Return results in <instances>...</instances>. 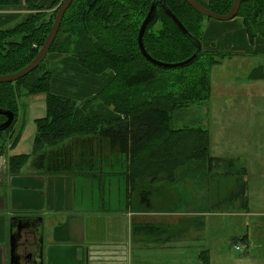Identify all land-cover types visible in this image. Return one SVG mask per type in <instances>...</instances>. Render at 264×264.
I'll list each match as a JSON object with an SVG mask.
<instances>
[{
  "label": "crops",
  "instance_id": "obj_1",
  "mask_svg": "<svg viewBox=\"0 0 264 264\" xmlns=\"http://www.w3.org/2000/svg\"><path fill=\"white\" fill-rule=\"evenodd\" d=\"M55 1L39 0L38 4L48 8ZM208 20L202 49L229 57L212 70V91L201 105V120L193 119L187 125L208 131L210 155L215 160L196 165L194 173L183 174L182 167L173 180L162 167L152 169V151L149 155L142 152L131 135L116 147H110L107 139L80 136L73 141L77 157L82 159L79 175L44 174L31 161L13 173L9 159L33 151L36 130L29 140L28 123L15 148L9 150L8 143L5 154L0 155V264H11V232L18 217H41L43 264H183L192 251L198 255L199 264L206 257L212 264L211 250L203 244L212 238L215 214L225 207V197L230 207L238 201L234 188L227 190L221 201L217 195L219 187L234 176L236 163L246 170L245 190H241L243 183L239 189L246 202H240L239 209H247V218L259 215L264 209V91L252 90L264 88V79H253L251 74L255 68L264 70V38L258 36L252 42L241 17L227 22ZM69 58L59 60L60 70L67 67ZM51 72L52 92L77 101L94 96L114 77L110 71V75H95L85 70L90 74L85 76V89L78 91L72 86L75 89L71 91H87L86 95L75 98L62 92L69 90L64 84L75 81V75L70 73L64 83ZM222 91L225 96L220 102L215 95ZM35 101L38 103L31 107L32 113L40 116L34 122L46 116V103ZM100 105H91L90 117L118 119L114 111ZM193 110L196 114L198 109ZM69 142L65 140L50 150H60L66 144L74 147ZM220 175L230 178L219 183ZM244 239L249 243L248 236ZM35 252L32 243L19 249L23 256Z\"/></svg>",
  "mask_w": 264,
  "mask_h": 264
},
{
  "label": "trees",
  "instance_id": "obj_2",
  "mask_svg": "<svg viewBox=\"0 0 264 264\" xmlns=\"http://www.w3.org/2000/svg\"><path fill=\"white\" fill-rule=\"evenodd\" d=\"M23 1L27 10L35 13L13 28L0 30V75L17 73L33 61L54 23L58 11L54 7L62 2L56 0L45 9L39 6V0H0V6L18 7ZM155 1L157 10L144 36L147 52L166 63L187 60L197 50L165 14L159 0H74L49 55L75 58L90 74L112 71V81L83 101L57 95L51 89V70L48 68L40 73L48 55L23 79L0 83V108L14 112L15 119L19 117L23 97L40 95L46 102L45 118L36 121L32 154L11 157V172H19L31 161L32 166L44 174L79 175L82 159L77 157V145L74 146L73 141L80 136H101L107 139L110 147H116L131 135L132 141L141 145L142 152L149 155L152 151V169L162 167L173 180L182 167L215 160L210 155L208 131L191 125L176 127L179 121L176 113L207 101L212 91V70L229 56L201 49L193 64L171 70L147 62L138 48L137 39L141 24ZM166 3L202 44L203 22L209 18L197 13L184 0H166ZM233 3L234 0H209L203 5L216 14L225 15ZM51 10L52 13L55 11L51 18L43 20V12ZM237 17L243 19L252 42L258 36L264 38V0H243ZM261 78L264 79V74ZM98 102L114 111L118 119L90 117L89 108ZM3 119L0 116V122ZM24 126L22 124L21 130L14 135L11 131L13 122L5 131L9 133L5 143L9 141L11 148L20 141ZM68 139H73L70 143L74 146L73 155L66 152L67 157L59 156L63 150L49 153V149ZM5 143L0 148L6 147ZM91 149L88 150L91 152ZM1 151L0 155L6 152L5 149ZM161 153L168 155L160 158ZM241 190H245V183ZM203 264H211L210 258H204Z\"/></svg>",
  "mask_w": 264,
  "mask_h": 264
},
{
  "label": "rangeland",
  "instance_id": "obj_3",
  "mask_svg": "<svg viewBox=\"0 0 264 264\" xmlns=\"http://www.w3.org/2000/svg\"><path fill=\"white\" fill-rule=\"evenodd\" d=\"M197 1L200 2L202 5L203 4L206 5V4H208L209 0H197ZM62 2H63V0H62ZM59 6L60 5H57L54 7V8H56L55 11L58 10L57 8H59ZM0 12H6V13H0V30L13 28L14 26H17L19 23H21L22 21L31 17L32 14L35 13V12H31V11L27 10V7L25 6L24 1L22 2V4L20 6L14 7L12 9H9L8 7L0 6ZM53 13H52V10H51V12H47V13L43 12L44 17H42V19L43 20H49V18H51V15ZM209 21L210 20H208V19H204V22H203L204 30H206V27H207L206 24ZM8 25H10V26H8ZM205 51H207V50H205ZM63 58H66V57L60 56L59 54H54V53L50 54L48 56L46 62H45L46 65L44 64V67L40 73H43L45 70H48V68L50 70L52 69L55 72V76H56L55 78L57 80H59L60 82L62 81L64 83L71 76L70 73H72L73 75H75L74 76L75 81H70L69 85L64 84V86L70 87L69 90H67V89L63 90V88H61L59 90L60 91L63 90L62 92H68L70 95L75 96V98H77V97L83 98L86 95L87 91L84 92V94H82L81 92L78 93V91H83L85 89V85L88 83V81H87L88 79L85 76L86 75L88 76L90 74H87L85 72V69L82 67L77 68L76 67V66H78L77 60H74L73 58L67 59L66 60L67 61V67L66 68L61 67L62 70H60L59 68H60L61 64H59V60L63 59ZM227 59H228V57H227ZM226 60H223L222 63H224ZM254 61L255 60L251 61L250 64L254 63ZM73 65H75V67H73ZM107 72H105L106 74L105 73L104 74L110 75V72L113 73L112 71H110V72L107 71ZM252 73L253 74H251V75L254 76V79H262L261 75L264 74V70H263V68H255ZM104 74H102V75H104ZM79 75H81V77H79ZM58 84H59V82H58ZM72 86H75L78 91L75 90V92H72L71 90L75 89ZM256 90H259V91L263 90L264 91V88L256 87L252 90V92L256 91ZM240 91H241V88L238 89L237 93H239ZM24 94H25V92H24ZM224 94H225V92L222 91L221 93H219L215 96H217L221 102V99L224 98V96H225ZM40 99L43 100L44 103H46L45 97L40 96V95H39V97L38 96H30V97L25 96L22 98L23 104H22V108L20 110L19 117H17V119H15L14 127L11 129V131L14 133V135L17 134L21 130L22 124H25V126L23 127V130H22V135H21V137H22L24 130L29 123L30 130H31V132L29 133L30 134L29 140H31L33 138V134L35 133V130H36V122H34V120L36 118H38L40 116V114L39 113H32L31 107H33L35 105V102H37L35 100H40ZM100 104L104 106V104H102V103H100ZM202 104L197 106L198 110H197L196 114L193 113V111H194L193 107H191L187 110L177 112L176 115H177L179 121H178V123L175 124V126L176 127H183V126L187 125V123L193 122V119H197L198 121H200L201 118H199V116L202 117L203 111H204V109L201 107ZM101 105H100V107L102 108ZM8 135H9V133H6L4 137L6 138ZM82 137L84 139L85 138H89L90 140L93 139L91 137H84V136H82ZM95 138L100 139L101 136H97ZM4 139H2L0 137V145L5 143ZM66 141L71 142V140H69V139ZM8 143H9V150L14 149V148L10 147L9 141H7L5 144H8ZM94 144H97V143H94ZM73 148L74 147L70 146L69 144L63 145L62 148H60V150H63V151L59 155L64 156L66 151L69 153L71 152L73 155V153H74ZM0 149H2V151H3V149L6 150V147L0 148ZM52 152L57 153V150L51 151L49 149V153H52ZM165 155H168V154H164L162 156H165ZM96 160H98V159H96ZM101 163H102V160H101ZM203 164H202V162L192 163L190 165L183 167L180 172L183 174H184V172L185 173H187V172L194 173L197 170L196 165H203ZM221 164H223V163H221ZM97 165L99 166L101 164L98 163ZM236 165H238V166H236ZM218 166H219V164H218ZM234 169H235L234 170L235 174L231 178L220 175L222 177V179H219V181H218L219 183L221 181H224V180L226 181L228 178H230V179H229V182H226L219 187L217 195H218V200L221 201L223 199V197H225L224 193H226L227 190L231 191L232 188H234L235 189L234 193H236L234 195H235V198H238V201H233L232 206L230 207L229 204L228 205L226 204L225 201L227 199V196L225 197V201L222 203V205H224L225 207L222 208L223 210L220 209L218 211V213L215 214L216 223H214V227L211 231L212 238L210 240L207 239V243H204V244H203V242H201V243L203 244V248L211 250L210 253H211L212 264H264V209H260V211L263 213L258 212L259 215L252 216L250 218H247L245 216L247 209L246 210L245 209H239L240 207L238 206V204L240 202H244V203L246 202L245 194L243 192L240 193V190H239L242 187V183L244 184V180H245L244 178L246 175V170H243V168L240 167V165L238 163L235 164ZM205 171L207 172V170H205ZM203 174L206 175V173H203ZM181 177L186 178L187 176L182 175ZM179 181H180V178H179ZM236 181L239 182L238 186L234 183ZM245 236H248L249 243L243 241V238ZM237 246L241 247L243 249V251L242 252L237 251L236 250ZM199 263L200 262H199L198 255H196V253L194 251L190 252L188 257L183 262V264H199ZM178 264H181V262L178 261Z\"/></svg>",
  "mask_w": 264,
  "mask_h": 264
},
{
  "label": "water",
  "instance_id": "obj_4",
  "mask_svg": "<svg viewBox=\"0 0 264 264\" xmlns=\"http://www.w3.org/2000/svg\"><path fill=\"white\" fill-rule=\"evenodd\" d=\"M186 1L197 13L210 18L215 19L221 22L231 21L237 17L238 12L240 10L241 4L243 0H234V3L230 9V11L225 14H216L210 11L207 7L202 5L197 0H184ZM73 0H63L60 4L54 23L52 28L42 46L39 53L33 59V61L27 65L25 68L20 70L17 73L9 74V75H0V83H13L23 79L28 76L30 73L34 72L46 59L49 55L50 50L57 39V35L59 33L62 20L72 4ZM160 6L165 12V14L172 19L178 29L182 32V34L187 37L194 45L197 50L196 53L192 55V57L187 60L178 62V63H166L159 61L153 58L146 50L144 44V36L145 33L152 22L158 3L155 1L146 16L143 20L139 34H138V48L146 59L147 62L152 64L155 67L160 69H178L182 67H187L193 64L197 57L198 53L202 49V44L198 38H196L193 34H191L186 27L182 24V22L176 17V15L170 10L168 7L166 0H159ZM0 115H4L7 120L0 124V132L7 130L15 120V114L11 110L0 108ZM42 219L41 217H18L16 218L13 224V230L11 232V264H22L24 261L27 264V261H30V264H43V235H42ZM33 244L36 248V252L32 254H27V256H23L19 253V249L21 246L28 248L30 244Z\"/></svg>",
  "mask_w": 264,
  "mask_h": 264
},
{
  "label": "flooded vegetation",
  "instance_id": "obj_5",
  "mask_svg": "<svg viewBox=\"0 0 264 264\" xmlns=\"http://www.w3.org/2000/svg\"><path fill=\"white\" fill-rule=\"evenodd\" d=\"M14 114H15V113H14ZM0 116H3V117L5 118V119L2 120V122H0V124H2V123H4V122L7 120V118H6L4 115H0ZM12 124H13V123H12ZM11 126H12V125H11ZM11 126H10V127H11ZM8 129H9V128H8ZM8 129H7V130H8ZM7 130H5V131H7ZM5 131H3L2 134H1V138H2V139L5 138V137H4L5 134H6ZM3 137H4V138H3ZM4 140H5V139H4Z\"/></svg>",
  "mask_w": 264,
  "mask_h": 264
},
{
  "label": "built area",
  "instance_id": "obj_6",
  "mask_svg": "<svg viewBox=\"0 0 264 264\" xmlns=\"http://www.w3.org/2000/svg\"><path fill=\"white\" fill-rule=\"evenodd\" d=\"M236 250H237V251H240V252L243 251V249H242L241 247H238V246L236 247Z\"/></svg>",
  "mask_w": 264,
  "mask_h": 264
},
{
  "label": "bare ground",
  "instance_id": "obj_7",
  "mask_svg": "<svg viewBox=\"0 0 264 264\" xmlns=\"http://www.w3.org/2000/svg\"><path fill=\"white\" fill-rule=\"evenodd\" d=\"M74 1V0H73ZM73 3V2H72ZM71 6V5H70ZM68 11V10H67ZM210 19V18H209ZM213 20H215V19H213ZM63 21V20H62ZM61 28V27H60ZM60 31V30H59ZM58 36V35H57Z\"/></svg>",
  "mask_w": 264,
  "mask_h": 264
}]
</instances>
